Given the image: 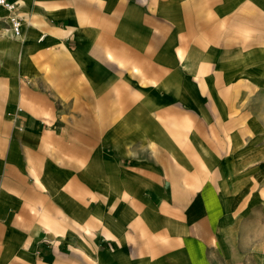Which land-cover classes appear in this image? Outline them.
Wrapping results in <instances>:
<instances>
[{
  "label": "crops",
  "instance_id": "crops-1",
  "mask_svg": "<svg viewBox=\"0 0 264 264\" xmlns=\"http://www.w3.org/2000/svg\"><path fill=\"white\" fill-rule=\"evenodd\" d=\"M13 1L0 264H264V0Z\"/></svg>",
  "mask_w": 264,
  "mask_h": 264
},
{
  "label": "rangeland",
  "instance_id": "rangeland-1",
  "mask_svg": "<svg viewBox=\"0 0 264 264\" xmlns=\"http://www.w3.org/2000/svg\"><path fill=\"white\" fill-rule=\"evenodd\" d=\"M261 15H263V13H261ZM256 18L259 20H256L254 24L259 21L262 22V19H264L258 15H256ZM259 25L261 26L263 23H259ZM233 96H248L244 100L243 106L250 110L253 117L255 116V125L258 126L264 136V72L260 83L255 82L251 85H234Z\"/></svg>",
  "mask_w": 264,
  "mask_h": 264
},
{
  "label": "built area",
  "instance_id": "built-area-1",
  "mask_svg": "<svg viewBox=\"0 0 264 264\" xmlns=\"http://www.w3.org/2000/svg\"><path fill=\"white\" fill-rule=\"evenodd\" d=\"M0 8H5L8 11L7 18L10 22V27L14 34L21 33V16L18 11V4L13 0H0Z\"/></svg>",
  "mask_w": 264,
  "mask_h": 264
}]
</instances>
